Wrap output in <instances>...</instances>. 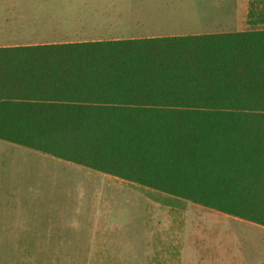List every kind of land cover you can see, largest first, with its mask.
Returning <instances> with one entry per match:
<instances>
[{
    "label": "trees",
    "instance_id": "trees-1",
    "mask_svg": "<svg viewBox=\"0 0 264 264\" xmlns=\"http://www.w3.org/2000/svg\"><path fill=\"white\" fill-rule=\"evenodd\" d=\"M248 18L264 24V0L250 1ZM22 52L10 59L25 70L8 72L25 80L21 99L71 104L21 103V127L49 134L0 127V139L264 227V30L0 49V58ZM62 111L68 118H56Z\"/></svg>",
    "mask_w": 264,
    "mask_h": 264
},
{
    "label": "rangeland",
    "instance_id": "rangeland-1",
    "mask_svg": "<svg viewBox=\"0 0 264 264\" xmlns=\"http://www.w3.org/2000/svg\"><path fill=\"white\" fill-rule=\"evenodd\" d=\"M84 1L92 14L99 8L109 18L174 21L238 0ZM247 1H239L237 15L246 20ZM130 20L123 27L140 34ZM236 29L264 24L248 18ZM0 157V264H264L263 226L79 165L63 175L46 155L4 149Z\"/></svg>",
    "mask_w": 264,
    "mask_h": 264
},
{
    "label": "crops",
    "instance_id": "crops-1",
    "mask_svg": "<svg viewBox=\"0 0 264 264\" xmlns=\"http://www.w3.org/2000/svg\"><path fill=\"white\" fill-rule=\"evenodd\" d=\"M239 1L240 0L235 3L238 4L240 3ZM79 2L80 3H73V0H0V49L245 32V30L240 31L236 29V27L243 24L244 21H248L250 5L249 0L247 1L248 8L246 7L245 9L247 20L246 18L237 16L240 12V8L244 7L241 6V4H238L237 7L234 6L235 3L231 5L227 4L224 6L226 8L220 11L219 7L222 8L223 6L218 7V3H216L213 5L216 9L214 12L211 10L208 12L204 11L206 14L202 13L200 16L195 15L191 19H187V16L179 14L177 20L173 21L167 20L169 19L167 17H156L155 15L145 18V15H131L130 17H125L123 14H119L118 19L109 18L107 17L108 13L106 11L93 8L95 12L92 14L87 6V1L79 0ZM201 11L203 10L201 9ZM122 16H124V18H122ZM129 18L132 24L140 27V34L136 33L131 35L134 33L133 28L127 30L123 27L126 25L124 21L127 19L129 21ZM117 20H120V22L117 23ZM127 24H129V22ZM3 55L4 56L0 58V97H3L2 100H8V103H5L7 106H4L7 108L1 110V130L12 135L49 134L47 133L48 130H45L43 133L40 132L42 128L37 126L33 129L31 128V131H27L24 124H22L21 127V121L24 120V110L22 109L23 113L20 116L19 112L21 108H17L19 112L15 111L17 105L25 103L27 107L40 109V107H43L45 104H57V106L62 109L65 105L71 103L66 100L42 101L36 99L29 101L21 99V86L25 84V80L21 79L20 75L16 77L14 75L16 74L14 70L17 68H20L18 70H25L21 67L26 68L27 65H25V61L10 58L12 56L20 57L28 54L22 52ZM12 71L14 72L8 73ZM22 106L25 107L24 105ZM60 115L63 119L64 117L68 118V112L64 113V111H62L61 114H57L56 118L60 117ZM43 119V116L38 115L35 120L41 121ZM15 124H17V127ZM4 149L8 152H24L30 153L32 156H36L37 154L46 155L53 159H57L58 164L63 168L60 170L64 171V173H62L63 175H70L69 171H71V169L74 170L72 165H77L41 151L0 139V151ZM4 158L0 157V160ZM41 168L42 170L45 169L43 167ZM46 168L51 169L52 167L49 166ZM53 170L54 172L52 171L51 174L57 175V171L59 170ZM181 246L179 245L178 249V256L180 255V257H178L179 259H181V255L184 254V252L181 253ZM171 248H173V246H171ZM196 248L197 246L194 249ZM184 249H186V246Z\"/></svg>",
    "mask_w": 264,
    "mask_h": 264
}]
</instances>
